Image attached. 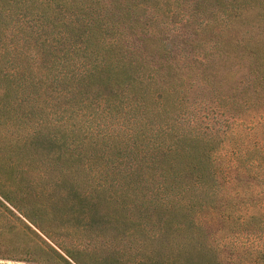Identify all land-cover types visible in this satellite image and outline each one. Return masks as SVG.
Listing matches in <instances>:
<instances>
[{"label":"rangeland","instance_id":"374dc122","mask_svg":"<svg viewBox=\"0 0 264 264\" xmlns=\"http://www.w3.org/2000/svg\"><path fill=\"white\" fill-rule=\"evenodd\" d=\"M249 1L223 0L215 7L211 0H117L129 17L118 29L131 34L129 25L133 31L125 48H137L140 33L163 40L159 53H136L156 71L154 82L144 79L141 85L146 112L131 110L129 88L83 84L80 94H71L61 88L60 74L58 91L43 83L37 94L19 98L21 107L5 108L0 92V264H138L151 253L168 262L201 246L212 249L221 264H260L264 59L252 43L241 44L240 34L264 37V0H253L251 11L240 9L238 20L232 17L233 9ZM104 2L114 7L112 0ZM34 21L26 24L33 36L39 32ZM18 39L22 44L21 34ZM38 59L14 66L38 73ZM148 84L178 96L174 116L155 117L161 98L150 102ZM65 130L70 139L62 137ZM184 135L203 141L215 184L204 206L184 195L183 211L175 212L170 205L180 192L168 190L158 175L167 174L160 168L167 157L179 179L188 171V157L175 142ZM151 161L153 169H146ZM190 178L185 174V181ZM178 223L186 230L166 232Z\"/></svg>","mask_w":264,"mask_h":264},{"label":"trees","instance_id":"16d2710c","mask_svg":"<svg viewBox=\"0 0 264 264\" xmlns=\"http://www.w3.org/2000/svg\"><path fill=\"white\" fill-rule=\"evenodd\" d=\"M221 1L223 0H211V4L213 3L215 7H219L222 6ZM252 3L249 1V3L238 5L240 8L233 9L232 17L236 16L235 18L238 20L241 15L240 9L244 7L250 8V11L253 10V7H248V5L253 6ZM111 4L114 5L113 8H105L109 4H106L104 0H0V92L2 94L0 95L4 107L7 108L10 104L11 106L13 104L21 107L22 104L19 103V98L23 95L37 94L36 92L40 91L43 83L50 91H58L56 75L60 74L61 79H63L61 80L62 83L60 82L62 84L61 88L71 94H80L83 84L86 87H92L95 86V83H102V85L111 83L123 86L124 89L129 88L132 97L135 99L132 100L131 110L138 114L146 112L144 99H147V96L140 98V93L145 92L144 87L141 85L144 84L142 83L144 79L151 83L154 82L156 71L150 69L148 64H144L141 61L142 55L136 53L143 51L150 54L159 53L163 50L161 49L163 40L157 37H144L140 33L137 36V45L140 48L137 47L134 50L125 48V46L128 47L127 39L133 33L132 27L128 25L131 29V34H129L123 28L118 29V26L127 21L128 14L124 6L120 5L117 0H112ZM222 4L224 5V3ZM116 11H121V13H118L120 16L118 22L113 20ZM33 20H36L33 23H37L39 28V32L36 31L35 36L31 33L30 27L32 25L30 27L26 26L27 23ZM45 25L50 26V31L44 30ZM20 34L22 44L18 42V35ZM245 35V32L240 34L241 44L252 43L251 47L254 50L258 47L261 52L259 55L264 59V49L261 51L264 46L259 45L261 41H264V37L247 36L244 39ZM106 37L110 39L109 42L105 41ZM31 43H33V46H30ZM50 43L53 45L52 49H48L46 46ZM253 43L256 45H253ZM32 56L39 57L36 64L40 65V72L34 73L27 69L20 72L14 66V61H29ZM50 77L51 80H49ZM148 85L151 86V91L148 93L150 102L156 101L154 100L155 96L161 98V101L157 103L158 110L154 112L155 117L166 120L174 116L179 111L180 99L178 96L174 93V95L166 93L163 91L164 89L156 90L152 87V84ZM67 134L66 130L63 131L62 137L70 139L71 136H67ZM76 135L77 133H74L75 137ZM80 135L78 134L79 137ZM35 139L36 136H33L31 141ZM46 142L49 145L56 144L52 139H48ZM175 142L180 143L179 150L185 152L188 157V171L179 179L177 175L180 172L175 173L176 167L172 164L174 162L172 158L163 159L164 161L170 160L171 164L169 161L167 164L160 166L162 170L164 168V171H167V174L158 176L162 177L163 180H167L166 187L168 190L174 186L180 192L177 195V203L175 201L170 206L175 212H178V210L183 211L180 204L181 201L186 200L184 195H188L194 201L195 206H204L205 204H201V201L205 202L206 200L203 198L213 196L212 189L215 182L203 159L206 153V149L202 144L203 141L194 140L184 135L183 138H177ZM37 143L38 141L33 144L34 147ZM40 148L38 153L43 152V148ZM46 154L48 155V152ZM154 164H156L154 161L148 162L145 168L152 170ZM185 174L188 175V178L191 177L189 183L184 180ZM147 178L152 181V185H155L156 177L154 175H150L149 172ZM133 181L132 183H134ZM171 207L163 213L164 219L170 217L169 209ZM184 216V214L181 215L183 219ZM178 224L174 228L170 225L166 232L173 235L186 230L184 224ZM139 232L141 231L139 230ZM199 250L200 248H198V251L195 250L196 252L193 255H176L173 261L168 262H165L162 258L154 257L157 256V253H151L153 257L146 256L136 262L138 264H193V261H196V264H221L215 261L217 259L212 249L201 246V251ZM154 251H156L155 248ZM179 258H182L183 261L179 262ZM260 264H264V259L260 261Z\"/></svg>","mask_w":264,"mask_h":264}]
</instances>
